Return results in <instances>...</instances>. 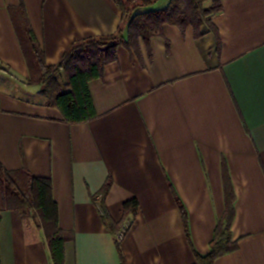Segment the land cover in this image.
Wrapping results in <instances>:
<instances>
[{
	"label": "crops",
	"instance_id": "0c3cea01",
	"mask_svg": "<svg viewBox=\"0 0 264 264\" xmlns=\"http://www.w3.org/2000/svg\"><path fill=\"white\" fill-rule=\"evenodd\" d=\"M220 2L211 20L219 40L206 24L194 36L165 23L137 51L118 44L89 82L96 117L67 123L28 82L11 10L23 4L47 65L73 42L115 32L120 10L113 0H0V164L50 178L59 226L72 235L63 264H196L224 210L223 160L238 247L214 264H264V0ZM108 178L103 204L114 222L125 200L138 202L117 231L98 203ZM0 264H52L42 230L6 208L1 189Z\"/></svg>",
	"mask_w": 264,
	"mask_h": 264
},
{
	"label": "trees",
	"instance_id": "16d2710c",
	"mask_svg": "<svg viewBox=\"0 0 264 264\" xmlns=\"http://www.w3.org/2000/svg\"><path fill=\"white\" fill-rule=\"evenodd\" d=\"M155 1L113 0L121 12L120 24L116 31L73 42L55 65L45 63L43 49L32 31L23 4L20 3L11 10L14 28L29 70L28 82L42 86L40 94L45 98V103L56 107L64 122L80 123L96 117L89 82L101 77L104 66L116 59L118 44L137 51L138 39L147 41L159 34L165 23L176 26L181 33L190 26L194 36H200V27L206 24L219 40L211 20L222 10L220 0H213L208 7L203 5L205 0H170L163 9L137 11L139 7L151 5ZM61 72L64 73L65 82L57 80ZM221 175L224 210L216 221L208 252L199 254L194 251L196 264H214L217 258L235 251L238 247V240L233 239L231 232L235 193L224 160L221 164ZM110 186L111 180L108 178L98 192V203L102 221L110 230L117 231L121 229L128 215L136 213L138 202L134 197L125 200L122 221L114 222L103 204ZM0 189L7 209L18 212L22 218H31L42 230L52 264H63L64 243L72 235L59 226L50 178L31 176L24 169L6 170L0 164ZM172 193L188 235L186 211L173 189ZM122 264H125L123 260Z\"/></svg>",
	"mask_w": 264,
	"mask_h": 264
},
{
	"label": "built area",
	"instance_id": "2783aa9c",
	"mask_svg": "<svg viewBox=\"0 0 264 264\" xmlns=\"http://www.w3.org/2000/svg\"><path fill=\"white\" fill-rule=\"evenodd\" d=\"M123 236V231H121L119 234H117V237L120 239Z\"/></svg>",
	"mask_w": 264,
	"mask_h": 264
}]
</instances>
